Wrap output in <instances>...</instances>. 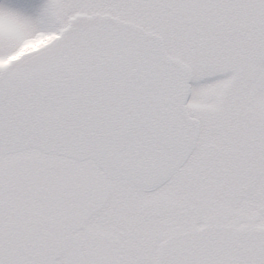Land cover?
Masks as SVG:
<instances>
[{
    "label": "snow or ice",
    "instance_id": "6c2138e0",
    "mask_svg": "<svg viewBox=\"0 0 264 264\" xmlns=\"http://www.w3.org/2000/svg\"><path fill=\"white\" fill-rule=\"evenodd\" d=\"M0 264H264V0H0Z\"/></svg>",
    "mask_w": 264,
    "mask_h": 264
}]
</instances>
